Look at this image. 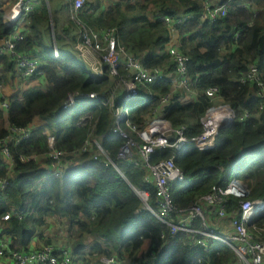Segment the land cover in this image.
<instances>
[{"label": "trees", "instance_id": "16d2710c", "mask_svg": "<svg viewBox=\"0 0 264 264\" xmlns=\"http://www.w3.org/2000/svg\"><path fill=\"white\" fill-rule=\"evenodd\" d=\"M102 1H86L81 11L85 23L94 29L113 28L126 51L137 56L142 65L160 66L173 73L175 64L166 49L169 32L159 16L199 14L201 0H110L107 6H102ZM47 21L42 2L31 13L28 32L17 45L19 50L41 57L44 77L30 81L22 91L15 90L8 110H0V139L7 135L8 125L24 127L31 126L36 118L42 121L28 138L10 147L16 159L11 170L0 152V179L7 180L0 189V238L12 250L21 252L34 248L31 244L35 239L52 244L46 234L57 220L64 227L63 237L72 259L83 264H100L101 256L110 255L118 264L232 261L233 251L225 244L211 239L207 246H200L193 243L197 237L194 233L179 231L171 235L167 225L142 208L134 188L148 191L151 205L153 189L143 182L142 170L117 158L122 140L110 132V110L100 104L110 80L93 79L67 54L55 56L47 37ZM176 29L178 49L189 57L191 91L173 89L168 79L145 85L151 96L139 103H126L128 114L136 112L132 119L142 125L159 106V97L170 94L169 101L158 107L159 113L170 124L183 125L186 135L192 137L200 132V117L211 104L204 93L210 86L219 88L220 97L236 114L235 120L219 130L214 148L199 150L189 143L179 150L165 148L152 155L153 161L173 155L183 171V181L171 185L176 209L187 207L212 185H224L229 176L247 184L250 198L264 200V108L258 109L255 86L238 81L248 66L255 64L264 83V0H232L226 13L214 22L187 19ZM8 31L0 11V37ZM66 32L67 27L57 31L54 39L58 46L73 39ZM0 60L5 81L14 64L6 56ZM74 91H95L99 96L62 109V101ZM186 96L191 99L184 100ZM88 110H93L92 120L79 125ZM48 134L54 137L55 148L65 151L79 149L89 141L87 151L67 157L60 177L46 171ZM95 141L106 156L96 155ZM20 155L40 158L37 162H21ZM236 205L235 199L229 203L230 207ZM6 213L10 218L3 220L1 216Z\"/></svg>", "mask_w": 264, "mask_h": 264}, {"label": "built area", "instance_id": "2783aa9c", "mask_svg": "<svg viewBox=\"0 0 264 264\" xmlns=\"http://www.w3.org/2000/svg\"><path fill=\"white\" fill-rule=\"evenodd\" d=\"M47 1V0H44ZM66 5L65 21L76 29L72 40L60 46L53 43L54 32H49L52 52L69 55L93 79L108 78L110 86L102 92L100 104L107 106L112 118L110 132L122 142L117 150V158L127 166L142 170V180L151 185L154 193L153 205L149 203L150 194L139 190L142 208L148 209L157 219L168 226L171 235L179 231L194 233L197 237L193 243L207 246L209 240H217L233 251V260L227 264H264V200L250 198L249 188L245 182L233 177L224 185L214 184L210 189L198 196L187 207L176 209L171 194V185L181 182L184 174L174 161V156L152 160V155L165 148L179 150L193 143L199 150H207L217 145L218 133L221 128L231 123L236 114L229 103L220 97L219 88L210 86L204 90L211 104L200 117L201 130L198 134L188 137L183 125L170 124L160 113L159 106L169 101L170 94L159 97V106L150 112L142 125L137 124L128 114L126 103L137 100L139 85H150L165 79L171 85L191 91L187 75L189 57L178 49L177 25L187 19H200L214 22L223 16L232 0H201L202 10L199 14L188 12L177 17L161 15L164 27L169 32L166 49L175 64L174 72H165L160 66L145 67L139 58L128 53L115 36L113 28L94 29L88 26L81 17V11L87 0H63ZM42 4V0H10L2 9L4 23L9 31L0 37V58L6 56L14 64V77L18 79L21 90L32 80L44 77L42 59L33 52L17 48L18 42L28 32L31 13ZM245 6L246 3H243ZM52 19H49V24ZM0 60V87H1ZM240 83H251L255 86V95L260 99L258 109L264 108V83L255 64H250L239 77ZM120 92V95L118 93ZM95 91H74L67 94L61 103L62 109L70 108L78 102L96 99ZM151 96V93H150ZM11 101L0 91V110L6 112ZM93 118V110H88L80 117L78 124L86 125ZM8 133L0 139V152L9 170L16 159L10 147L29 137L30 126H7ZM96 155L106 156L100 144L96 142ZM48 151L45 165L49 175L60 177L66 168L68 156L76 157L88 150L89 141L78 149L65 151L55 148L54 137L47 136ZM37 155H20L21 162L32 159L39 161ZM7 184L0 179V189ZM235 199L237 205L230 207ZM211 214L228 230L213 225ZM3 220L10 218V213L1 216ZM198 223V227L195 224ZM231 230V231H229ZM163 236V235H162ZM9 257L11 264H83L72 259L68 247L59 249L53 244H43L21 252L12 250L5 239L0 238V257ZM100 264H118L115 256H101Z\"/></svg>", "mask_w": 264, "mask_h": 264}, {"label": "crops", "instance_id": "0c3cea01", "mask_svg": "<svg viewBox=\"0 0 264 264\" xmlns=\"http://www.w3.org/2000/svg\"><path fill=\"white\" fill-rule=\"evenodd\" d=\"M9 1L10 0H0V11H2V9L5 6V4L7 2H9ZM56 10H57V8H56ZM62 24H63V22H60V24L57 26V31L60 30L59 26H61ZM63 28H61V29H63ZM46 29H47V33H48L47 34V37H48V40H49V29H48V26H47ZM49 42H51V41L49 40ZM1 74H2V72H1ZM8 75H9V77L5 81L2 80V75H1V87H0V91L3 94L7 95V96H11L12 93L15 92V90L20 91L21 90V87L19 86L20 85L19 81L17 82L16 81V78L14 77V72H11L10 71L8 73ZM12 76H13V79L10 80V78ZM10 83H11V85H10ZM13 84H15V86ZM172 88L174 89V88H178V87L172 86ZM189 99H191V97L190 96H186L184 100L187 101ZM41 125H42V121L40 119L36 118L32 122V124H31L30 127L34 129V128L40 127ZM211 220H212V222L213 221H216V218L214 217V215L212 216ZM213 225L219 226V227H221V228H223L225 230H228L229 229V226L227 225V223L226 224H222V221H219V220H217ZM63 233H65L64 227L63 228H58V229L56 227H52L48 231V233L46 234V237L52 239V244L55 247H57L59 249H64V248H67V245L66 244H68V243L66 242L65 238L63 237L64 236ZM42 245H43V243L40 242L38 239H35L32 242V244H31V246L34 247V248H38V247H40ZM11 262L12 261H11V259L9 257H5V256L4 257H0V264H11Z\"/></svg>", "mask_w": 264, "mask_h": 264}, {"label": "rangeland", "instance_id": "374dc122", "mask_svg": "<svg viewBox=\"0 0 264 264\" xmlns=\"http://www.w3.org/2000/svg\"><path fill=\"white\" fill-rule=\"evenodd\" d=\"M92 1H94V0H92ZM42 2L45 3L46 11H47V14H48V21H47V24H46V28L48 26L49 32L50 31L54 32V38H55V35L57 34V26L60 24V22H63V24H64V25L62 24L61 26H59L60 30L63 27H67L68 28V33L67 32L66 33L68 34V36L71 37L72 34L74 35L76 29L73 28V26L69 22L65 21V17L64 16L66 15V12H65L66 11V9H65L66 5H65L64 1L63 0H47V1L42 0ZM102 2H103L102 6H107L110 3V0H103ZM56 8H57V10H56ZM49 19L50 20L52 19V23L51 24H49ZM54 42L55 41L53 40V43ZM16 81L18 82V79H16ZM10 85H11V83H10ZM13 85L15 86V84H13ZM139 89H140V92H139V96H138V98L136 100V103H139V102L145 100L150 94V91L148 90L147 86H145V85H139ZM118 95H120V92L118 93ZM130 117L131 118L136 117V112H132ZM231 178L232 177L229 176L227 178V180H230ZM217 220H218V218H216V221ZM216 221H213L212 223L214 224ZM58 223H59V225H56ZM60 224H62V222H57V220L55 221V225H56L57 229L58 228H63V226H60ZM55 225H54V227H55ZM214 226H216V225H214ZM216 227H219V226H216ZM229 231H231V230H229ZM146 248H147V243H145L143 249L145 250Z\"/></svg>", "mask_w": 264, "mask_h": 264}, {"label": "water", "instance_id": "95a60500", "mask_svg": "<svg viewBox=\"0 0 264 264\" xmlns=\"http://www.w3.org/2000/svg\"><path fill=\"white\" fill-rule=\"evenodd\" d=\"M134 190L136 191V193L139 195L140 191L136 188H134Z\"/></svg>", "mask_w": 264, "mask_h": 264}, {"label": "bare ground", "instance_id": "6f19581e", "mask_svg": "<svg viewBox=\"0 0 264 264\" xmlns=\"http://www.w3.org/2000/svg\"><path fill=\"white\" fill-rule=\"evenodd\" d=\"M93 104V103H92Z\"/></svg>", "mask_w": 264, "mask_h": 264}]
</instances>
